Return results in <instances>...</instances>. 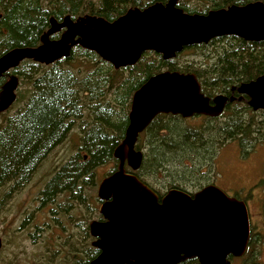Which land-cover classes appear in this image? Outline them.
Returning a JSON list of instances; mask_svg holds the SVG:
<instances>
[{"label": "trees", "instance_id": "trees-1", "mask_svg": "<svg viewBox=\"0 0 264 264\" xmlns=\"http://www.w3.org/2000/svg\"><path fill=\"white\" fill-rule=\"evenodd\" d=\"M184 1H179L178 6L186 12L207 13L211 9L257 0H210V7L201 11L189 8ZM156 2L165 3L167 0H0V56L17 46H37L42 34L50 27L51 17L62 21L66 15L75 19L94 14L113 21L129 8H145ZM60 34L51 37L58 38ZM217 43L220 46L214 45ZM209 45L215 46L213 56L201 66L193 62L179 63L176 58L180 53L165 60L160 53L150 50L144 52L135 64L116 69L96 52L80 45L72 48L69 57L49 65L31 59L22 61L11 73L18 76L19 84L22 79L28 86L25 104L11 115L6 113L12 106L0 114V187L9 184L12 189L21 188L34 176L47 155L77 126L82 141L79 149L86 157L79 152L55 171L40 192V200L43 204L53 203L60 192L66 191L68 205L61 210H74L76 205L85 207L89 218L100 201L94 193L96 169L115 161L116 166L108 174L116 170L118 160L114 157V150L124 138L133 93L150 76L166 69L193 72L200 81L201 91L212 98L216 93L230 95L233 86L264 74V41H246L228 35L184 50ZM7 80V75L0 78V91ZM21 98L17 91L14 103ZM197 116L210 127L185 129L176 122L181 116L159 114L139 135L138 141L143 134H149L150 149L134 173L160 197L163 194L147 178L156 175L165 167V162L178 159L180 162L185 159L194 162L199 157L203 159L207 153L214 156L215 143L221 146L229 139L238 138L249 144L253 143L255 136L259 137L260 132L264 133V110L252 109L245 100L228 102L220 116ZM220 117L224 119L220 121ZM160 121L163 123L159 124ZM137 146L139 149L138 142ZM160 158L163 162L158 161ZM201 161L197 164H202ZM195 165H182L180 172L186 174ZM172 184L173 188L186 190ZM98 217L102 219L101 215ZM86 233L89 234L88 228ZM254 242V236H251L245 255L252 252ZM99 253L98 248L89 246L83 264ZM251 255L254 258H239L241 264H264L256 252ZM180 264H199V261L190 258Z\"/></svg>", "mask_w": 264, "mask_h": 264}, {"label": "water", "instance_id": "water-1", "mask_svg": "<svg viewBox=\"0 0 264 264\" xmlns=\"http://www.w3.org/2000/svg\"><path fill=\"white\" fill-rule=\"evenodd\" d=\"M179 1L132 7L113 21L94 14L75 19L66 15L62 21L51 17L37 46H17L0 56V78L26 59L49 65L69 57L76 45L119 69L135 64L146 51L160 53L167 60L185 47L216 37L264 41V1L207 13L186 12ZM60 31L58 38L51 37ZM18 85V76L9 75L0 91V113L16 100ZM231 91L210 98L201 91L195 73L166 69L150 76L133 93L125 135L114 150L118 168L98 185L103 220L94 219L89 227L95 238L92 245L100 253L88 264H180L190 258H197L199 264H231L230 257L245 254L251 225L244 201L215 184L194 194L171 188L160 197L132 172L144 160L143 151L136 148L139 135L159 114L217 117L228 102L246 96L252 109L264 110V74ZM2 245L0 238V250Z\"/></svg>", "mask_w": 264, "mask_h": 264}, {"label": "rangeland", "instance_id": "rangeland-1", "mask_svg": "<svg viewBox=\"0 0 264 264\" xmlns=\"http://www.w3.org/2000/svg\"><path fill=\"white\" fill-rule=\"evenodd\" d=\"M210 2L185 0L184 5L201 11L210 7ZM214 45L220 46L219 43ZM214 47L209 45L205 48L183 50L176 59L179 63L193 62L196 66H201L211 60ZM27 88L21 79L17 91L22 98L13 104L6 115L15 113L25 104ZM221 119L224 117L219 118L220 121ZM176 122L185 129L200 130L210 127L209 124L204 125L205 120L197 115L181 118ZM161 123L163 122L160 121L159 124ZM161 133L167 134L165 131ZM149 139V134L146 133L138 141L139 149L144 155L149 153ZM81 144L80 128L76 126L69 136L47 155L34 176L21 188L12 189L9 184L0 187V237L3 241L0 264H83L85 250L92 246L95 239L90 233L89 224L92 220L99 219L102 201H97L95 211L88 218L85 207L76 205L74 210H61L68 205L66 191L60 192L53 203L43 204L40 200V192L44 190L55 171L61 169L77 153L85 154L79 149ZM214 152V156L210 157V153H207L203 159L199 157L194 162L189 159L182 162L179 159L167 161L164 163L165 167L147 179L162 194L173 188L172 183L192 193L214 183L229 194L237 193L235 189L238 188L242 194L241 198L247 201L251 236L255 239L251 253L256 252L257 258L264 263V133L260 132L259 137L255 136L253 143L249 144L248 141L241 142L238 138L229 139L221 146L215 143ZM200 160L202 164H197ZM158 161H162L161 158ZM191 163H196L192 170L186 171V174L180 172L182 165ZM115 166V161H110L96 169V198L98 183ZM87 228L89 234L86 233ZM251 253L235 257L232 264H241L242 260L239 258H254Z\"/></svg>", "mask_w": 264, "mask_h": 264}, {"label": "flooded vegetation", "instance_id": "flooded-vegetation-1", "mask_svg": "<svg viewBox=\"0 0 264 264\" xmlns=\"http://www.w3.org/2000/svg\"><path fill=\"white\" fill-rule=\"evenodd\" d=\"M12 73H11V70L10 71H8L7 73H5L4 75H7L8 76V78H9V75H11ZM235 95H236V93H235ZM85 157H86V154H85ZM235 190H237V193H235V192H230V196H234V197H236V198H238V199H240V200H243L242 198H241V193L239 192V189L238 188H236ZM246 194V193H245ZM263 194V193H262ZM56 198V197H55ZM245 203H246V205H247V201H245V200H243ZM54 202V201H53ZM247 207H248V205H247Z\"/></svg>", "mask_w": 264, "mask_h": 264}, {"label": "bare ground", "instance_id": "bare-ground-1", "mask_svg": "<svg viewBox=\"0 0 264 264\" xmlns=\"http://www.w3.org/2000/svg\"><path fill=\"white\" fill-rule=\"evenodd\" d=\"M235 94V93H234Z\"/></svg>", "mask_w": 264, "mask_h": 264}]
</instances>
